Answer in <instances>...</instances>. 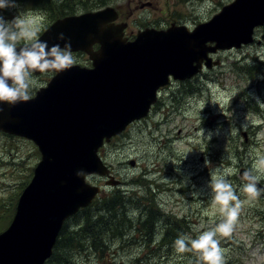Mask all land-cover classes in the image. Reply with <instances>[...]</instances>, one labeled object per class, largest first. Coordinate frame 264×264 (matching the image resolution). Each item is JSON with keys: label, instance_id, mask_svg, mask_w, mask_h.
<instances>
[{"label": "rangeland", "instance_id": "rangeland-1", "mask_svg": "<svg viewBox=\"0 0 264 264\" xmlns=\"http://www.w3.org/2000/svg\"><path fill=\"white\" fill-rule=\"evenodd\" d=\"M71 1L77 13L114 6L129 23L127 32L135 33L141 25L193 28L233 0H86L85 5H72ZM0 15L9 21L30 17L38 35L53 17L25 0H16L13 8L0 9ZM72 54L76 63H90L85 53ZM211 57L218 64L165 85L145 118L132 122L101 148L100 156L118 183L104 185L105 177L96 175L89 181L101 185V196L115 190L126 196L132 191L147 195V186H154L151 192L166 216L185 218L186 235L194 239L200 231L221 222L218 206L212 202L211 173L231 168L227 180L244 203L231 236L216 237L224 250V264H264V191L249 202L241 190L247 182L239 176L240 168L249 171L264 157V25L255 28L251 43L221 49ZM257 65L261 69L253 70L251 77L245 68L256 69ZM50 75L34 74L30 95L45 85ZM39 158L32 141L0 131V231L9 224L18 194ZM259 182L264 185V176ZM128 208L135 211L131 205ZM70 223L72 228L77 227L75 222ZM129 230L122 235H105L102 256L87 247L84 251L72 248L67 257L72 264H136L137 259L144 264H197L195 253H178L175 248L166 252L168 240L160 244L158 236L161 227L155 240L145 245L132 238Z\"/></svg>", "mask_w": 264, "mask_h": 264}, {"label": "water", "instance_id": "water-1", "mask_svg": "<svg viewBox=\"0 0 264 264\" xmlns=\"http://www.w3.org/2000/svg\"><path fill=\"white\" fill-rule=\"evenodd\" d=\"M116 17L106 7L53 21L38 39L61 48L70 41L71 51L87 53L92 67L74 64L55 72L31 100L0 105V131L33 141L40 153L0 233V264H43L64 220L100 191L86 178L107 176L106 185L118 183L97 154L101 145L148 114L169 76L190 78L203 65L218 64L209 52L252 42L254 28L264 24V0H233L192 31L145 28L131 41L122 37L125 25L111 23ZM61 32L65 41L57 39ZM244 172L239 171L243 179Z\"/></svg>", "mask_w": 264, "mask_h": 264}, {"label": "clouds", "instance_id": "clouds-1", "mask_svg": "<svg viewBox=\"0 0 264 264\" xmlns=\"http://www.w3.org/2000/svg\"><path fill=\"white\" fill-rule=\"evenodd\" d=\"M15 6L16 0H0V9ZM33 24L34 21L30 17H14L9 21L0 15V105L15 106L31 100L30 90L35 85L34 73L63 72L76 63L70 41L66 42L63 48L59 44L49 47L47 41L37 38L38 29ZM57 39L65 41L64 33H59ZM21 40L27 43L18 47ZM2 111L0 108V112ZM232 172L231 168H225L211 173L209 186L212 189V202L213 206H218L222 216L221 222L215 227L200 231L194 239L182 234L174 241L178 253L197 254V264H224V250L216 237L231 236L244 203L227 180ZM243 176L247 183L241 190L250 202L264 191L257 187L259 178L264 176V157L259 158L252 169L245 171Z\"/></svg>", "mask_w": 264, "mask_h": 264}, {"label": "trees", "instance_id": "trees-1", "mask_svg": "<svg viewBox=\"0 0 264 264\" xmlns=\"http://www.w3.org/2000/svg\"><path fill=\"white\" fill-rule=\"evenodd\" d=\"M25 1H29L36 10L48 12V14L51 13L53 16L52 21L77 13L70 6V0L60 5H56V2H61L62 0ZM85 1L73 0L71 3L72 5H85ZM254 68L250 66L246 67L245 70L251 76V74L255 73L253 70L258 72L257 70L261 69L259 65L256 66V69ZM28 181H26L22 189ZM147 189V195L137 194L135 191H132L130 195L126 196L123 192L117 190L104 196L97 195L91 204L81 208L75 215L65 221L58 233L51 255L43 264H72L70 258L67 257V254L73 250L72 248H76L77 251H84L87 247H91L92 250L101 253L102 256L106 247L103 245L105 235L109 233L122 235V232L130 228L129 231L132 232L131 237L137 238L145 245L155 240L157 231L161 227L160 233L158 232V236H161L160 244H164L166 240L169 241V238L175 235L172 241L166 242V246L168 247L166 252L174 249L176 238L182 234H186L185 229L188 221L185 218L179 220L169 214H167V217L151 192L154 186L148 185ZM134 196H137V198H133ZM128 205H131L135 211H131ZM12 215L13 213H11L8 221L12 218ZM71 221L77 224L76 228H72ZM182 226L183 230L180 229ZM177 228H179L178 231H176ZM190 260L192 261V259ZM136 264L144 263H141L140 259H137Z\"/></svg>", "mask_w": 264, "mask_h": 264}, {"label": "flooded vegetation", "instance_id": "flooded-vegetation-1", "mask_svg": "<svg viewBox=\"0 0 264 264\" xmlns=\"http://www.w3.org/2000/svg\"><path fill=\"white\" fill-rule=\"evenodd\" d=\"M118 14H119V17H118V19L115 21L116 23L117 22H122L123 21V19H122V17H121V12L120 11H118ZM128 25H129V23H128ZM145 25H148V24H145ZM171 25V24H170ZM165 27V26H164ZM144 28V27H143ZM125 33H126V35H127V28L125 29ZM128 36V35H127ZM129 38H133V34L131 35V36H128ZM207 46H213V44H207ZM93 48H97V45L95 44V45H93ZM210 55V57H211V54H209ZM212 58V57H211ZM214 60L215 59H212L211 60V62H214ZM216 61H218V60H216ZM53 73H51V75H52ZM50 75V76H51Z\"/></svg>", "mask_w": 264, "mask_h": 264}]
</instances>
